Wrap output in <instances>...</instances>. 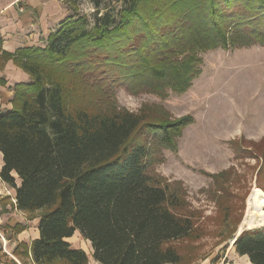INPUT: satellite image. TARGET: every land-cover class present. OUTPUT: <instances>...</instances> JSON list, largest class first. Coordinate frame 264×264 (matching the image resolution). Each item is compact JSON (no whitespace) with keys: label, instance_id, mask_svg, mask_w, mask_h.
Segmentation results:
<instances>
[{"label":"trees","instance_id":"trees-1","mask_svg":"<svg viewBox=\"0 0 264 264\" xmlns=\"http://www.w3.org/2000/svg\"><path fill=\"white\" fill-rule=\"evenodd\" d=\"M91 1L92 25L66 15L45 47L19 51L30 80L0 110V179L12 206L41 210L28 247L35 264H85L66 240L75 231L98 264H182L170 243L191 235L193 221L173 210L176 196L152 166L193 120L123 109L115 93L182 94L200 73V53L264 46V0H117L118 10L100 14L103 1ZM232 245L264 264V226L244 228Z\"/></svg>","mask_w":264,"mask_h":264},{"label":"rangeland","instance_id":"rangeland-1","mask_svg":"<svg viewBox=\"0 0 264 264\" xmlns=\"http://www.w3.org/2000/svg\"><path fill=\"white\" fill-rule=\"evenodd\" d=\"M61 1L68 15L86 16L92 25L93 1ZM102 1L99 14L121 7V1ZM200 56V73L182 94L160 97L144 91L132 94L126 88L115 93L123 109L167 120L189 115L193 120L176 139V150L160 148L152 166L159 184L176 196L179 204L173 210L193 221L191 235L170 243L182 264L216 260L244 228L264 226L243 225L253 189L264 190V46L215 47ZM9 188L0 189V263L35 264L28 247L37 237L41 210L22 212L12 206ZM16 225L23 230L15 231ZM67 240L86 253L85 264H98L90 242L78 231Z\"/></svg>","mask_w":264,"mask_h":264},{"label":"crops","instance_id":"crops-1","mask_svg":"<svg viewBox=\"0 0 264 264\" xmlns=\"http://www.w3.org/2000/svg\"><path fill=\"white\" fill-rule=\"evenodd\" d=\"M66 15L67 8L61 0H0V110L12 107L10 100L14 85L30 80L19 61V51L24 48L45 47L50 31H53ZM260 131L264 132L261 129ZM2 166L0 152V170ZM6 188L9 186L0 179V189ZM197 264L253 263L246 254L239 255L230 244V248L216 260L207 257Z\"/></svg>","mask_w":264,"mask_h":264},{"label":"bare ground","instance_id":"bare-ground-1","mask_svg":"<svg viewBox=\"0 0 264 264\" xmlns=\"http://www.w3.org/2000/svg\"><path fill=\"white\" fill-rule=\"evenodd\" d=\"M251 200H253V203L250 202L247 206V216L243 222V225L247 227L264 224V194L259 187L253 189Z\"/></svg>","mask_w":264,"mask_h":264},{"label":"built area","instance_id":"built-area-1","mask_svg":"<svg viewBox=\"0 0 264 264\" xmlns=\"http://www.w3.org/2000/svg\"><path fill=\"white\" fill-rule=\"evenodd\" d=\"M2 48H1V36H0V54H1ZM15 201V199L13 198V202Z\"/></svg>","mask_w":264,"mask_h":264}]
</instances>
